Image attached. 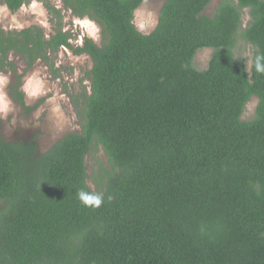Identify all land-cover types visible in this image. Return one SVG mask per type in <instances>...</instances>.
Listing matches in <instances>:
<instances>
[{"label":"trees","instance_id":"16d2710c","mask_svg":"<svg viewBox=\"0 0 264 264\" xmlns=\"http://www.w3.org/2000/svg\"><path fill=\"white\" fill-rule=\"evenodd\" d=\"M30 1L0 3L15 13ZM37 1L52 33L0 29V66L12 69L13 55L52 67L67 49L92 67L70 98L78 132L40 155L0 135V264H264V0H222L212 17V0H163L147 35L134 24L143 0H60L100 28L101 45L75 46L61 9ZM238 37L254 49L248 71L234 59ZM202 49L212 52L197 71ZM9 94L30 111L20 82ZM94 147L108 164L97 190L85 163ZM81 189L102 194L101 206L82 205Z\"/></svg>","mask_w":264,"mask_h":264},{"label":"rangeland","instance_id":"374dc122","mask_svg":"<svg viewBox=\"0 0 264 264\" xmlns=\"http://www.w3.org/2000/svg\"><path fill=\"white\" fill-rule=\"evenodd\" d=\"M52 7L62 11V28L72 34L71 45H80L84 38L92 39L97 45L102 44L99 26L87 19H77L62 10L60 0H47ZM222 0H212L203 14L213 16ZM163 0H143L134 13V24L139 32L150 34L156 24ZM56 19L52 17L43 1L31 0L17 12L11 13L0 3V29L5 32L21 31L30 27L43 29L46 35L52 33ZM247 10L243 11L242 28L249 21ZM253 47L237 38L233 55L237 62L244 63L249 70L253 56ZM210 49H202L193 59L197 71L205 70L211 55ZM53 65L35 62L31 67L20 56L9 55L12 69L0 66V135L12 142H33L37 146V154L48 151L58 140L69 133L80 130V117L71 104V97L88 87V73L92 67L86 55L76 56L70 50L61 49L53 56ZM52 61V60H51ZM55 70V74L52 71ZM20 82L25 106L30 109L26 113L19 104L10 97V90ZM89 90V89H87ZM256 99H252L246 107L244 120L253 115ZM87 184L93 190L101 169H108L104 153L100 147H94L86 157Z\"/></svg>","mask_w":264,"mask_h":264},{"label":"clouds","instance_id":"9594fccd","mask_svg":"<svg viewBox=\"0 0 264 264\" xmlns=\"http://www.w3.org/2000/svg\"><path fill=\"white\" fill-rule=\"evenodd\" d=\"M257 72L264 73V55H258L255 59ZM77 197L85 207L99 208L103 202V195L93 192H86L83 189L77 192Z\"/></svg>","mask_w":264,"mask_h":264}]
</instances>
